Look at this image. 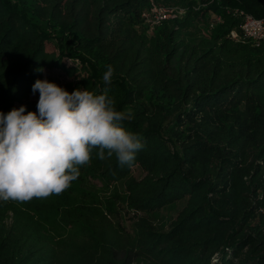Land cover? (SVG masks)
<instances>
[{
	"label": "trees",
	"instance_id": "16d2710c",
	"mask_svg": "<svg viewBox=\"0 0 264 264\" xmlns=\"http://www.w3.org/2000/svg\"><path fill=\"white\" fill-rule=\"evenodd\" d=\"M153 3L185 12L150 35ZM238 9L264 19V0H0V112L36 111L37 79L107 88L143 145L132 166L94 149L62 194L0 201V264H264V41L230 38ZM178 201L169 229L158 226Z\"/></svg>",
	"mask_w": 264,
	"mask_h": 264
},
{
	"label": "clouds",
	"instance_id": "9594fccd",
	"mask_svg": "<svg viewBox=\"0 0 264 264\" xmlns=\"http://www.w3.org/2000/svg\"><path fill=\"white\" fill-rule=\"evenodd\" d=\"M113 73L109 65L102 76L105 85L112 83ZM37 91L36 111L22 105L0 112V201L62 194L91 163L94 149L101 160L115 155L121 166H132L143 145L123 127L127 116L116 110L107 88L100 94L80 88L68 92L37 79L32 92Z\"/></svg>",
	"mask_w": 264,
	"mask_h": 264
},
{
	"label": "built area",
	"instance_id": "2783aa9c",
	"mask_svg": "<svg viewBox=\"0 0 264 264\" xmlns=\"http://www.w3.org/2000/svg\"><path fill=\"white\" fill-rule=\"evenodd\" d=\"M184 9L176 6H164L153 3L142 13V25L148 34H153L156 27L165 20L180 17L184 14ZM234 14L240 16V30L233 29L229 36L235 41L251 43L255 46L264 41V19L255 17L244 10H235ZM222 17L212 13L210 26L213 27L216 22H221Z\"/></svg>",
	"mask_w": 264,
	"mask_h": 264
},
{
	"label": "rangeland",
	"instance_id": "374dc122",
	"mask_svg": "<svg viewBox=\"0 0 264 264\" xmlns=\"http://www.w3.org/2000/svg\"><path fill=\"white\" fill-rule=\"evenodd\" d=\"M47 49L49 51L58 52L57 46H56L54 41L48 42ZM64 61L69 66L74 65V64L79 65L78 59L66 57V58H64ZM45 72H46V74H50V75L54 76L58 83H62V84L63 83L75 84L76 83V78H75L76 75H70L68 72H66L63 69H60V68L49 69V68H47ZM32 99L38 100L39 98L37 96H34ZM174 122H175L174 118L171 116L166 122L167 127L169 129H171L174 126ZM183 128H184L183 133H187L185 130L186 124L183 126ZM183 128H181L180 130H183ZM133 174L136 177H141L144 174V170L139 165H136L133 167ZM184 202L185 201H178L175 203L174 206H171V207L168 206V207L162 208L159 211L160 218L155 220L157 225L160 226L161 222L163 221L166 224L165 229H169L171 222L174 220V218L177 216L178 212L183 207ZM134 221H135V217H134L133 212H131V211L122 217L123 225L130 231H132V229H133Z\"/></svg>",
	"mask_w": 264,
	"mask_h": 264
}]
</instances>
